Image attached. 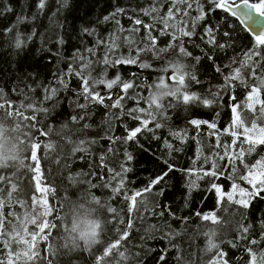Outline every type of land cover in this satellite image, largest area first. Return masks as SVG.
Returning <instances> with one entry per match:
<instances>
[{
    "label": "trees",
    "instance_id": "obj_1",
    "mask_svg": "<svg viewBox=\"0 0 264 264\" xmlns=\"http://www.w3.org/2000/svg\"><path fill=\"white\" fill-rule=\"evenodd\" d=\"M153 2L156 0H66V2L46 0L45 7L41 9L38 7L39 0H0V89L4 90L6 98L14 100L17 104L27 96L29 99L34 98L51 113L50 115L41 113L38 120L41 121L39 127H51L52 132L47 136L36 134L35 139L42 145L38 150L42 183L45 186L50 184L56 189L54 196L47 197L49 205L55 209L47 219L58 224V227L51 229L49 240L40 241L38 247L42 255L48 256L51 264H95V256L101 254L97 251L100 246L94 245L88 249L82 242L78 247L72 246L69 233L65 231V228H68V209L71 203L85 197L91 200L95 195L106 206L115 208L125 223L129 218L133 219V228L121 249L127 257L124 264H209L210 258L216 252V249L209 250L210 238L218 245L220 251L227 254L229 264H252L253 253L256 256V264H262L264 191L252 196L247 208L234 202L238 199H249V194L255 192V188L241 177L248 176L249 169L254 168L258 161L264 162V145L258 144L253 151L248 152L246 151L249 148L248 143L241 144L244 139L242 135L244 127H250V121L254 116H260V105H256V113L244 107L249 89L239 81L235 82L232 89L223 88L224 76L230 68H222V72H217L212 61L205 55L206 52L210 53L217 65L230 64L231 68H235L239 64H232L230 58L239 61L241 51L251 48L254 39L236 19L226 11L217 9L205 20L197 23V35L173 41L172 29L167 30L169 35H162L164 25L159 22L160 16L166 14L168 0H165L164 7L159 8L155 20L151 15L143 14V9L149 8ZM5 7H11L12 11H2ZM117 7L124 9L123 13L115 17V20H119V25L115 20L104 22L103 18ZM196 15V12H192L187 19L191 21ZM137 18L144 24L153 26L151 35L157 37V47L166 49L159 56L151 51L140 54L139 60L151 67L117 64L113 68L105 66L102 62V57L107 52L106 47L94 48L95 55L85 51L86 46L94 47V41L98 36L110 39V34L116 33L120 41L127 38L136 43L131 46L124 43L110 54V59L117 60L129 55L135 57L136 48L144 47L149 38L148 30L134 23ZM205 25L219 26L221 33L231 32L234 47L218 51L210 48L200 39ZM85 27L95 28L96 35L84 34L82 29ZM5 28H11L12 31H5ZM121 28L123 31L119 30ZM135 29L139 31L134 32ZM16 34H20L22 39L26 37L31 39H26L23 46L17 49ZM60 38L65 41L63 44L58 43ZM181 42L186 50L192 53L191 56L186 57L179 53ZM77 49L86 60L94 62L90 79L111 80L117 75L120 77V81L111 90L106 84L93 85L95 91L101 95L112 96V100L105 99L104 105L92 104L82 95H78L82 92L81 81L79 77L68 73L69 66L74 72L81 69L82 62L77 58ZM197 56L201 57L199 63L194 59ZM174 63L183 64L186 69L198 76L201 82L192 85L190 90L205 99L213 100V103L208 106L202 103L184 105L177 103L174 97H166L165 103L171 101L174 105L166 109V120L159 116L157 121L149 119L147 129L151 131L145 129L138 134L136 141L116 145L119 148L114 156L116 167L119 168L125 163L130 169L126 173L121 193L113 192L110 187H101L111 175L106 168L101 169L98 158L101 150H106L109 146L106 137L108 135L123 137L127 134L126 126L128 128L138 126V121L126 115L128 109L153 110L148 98L154 93L159 80L163 78L170 87L175 84L168 80V74L173 73ZM257 71H260L259 67ZM58 77H63L68 87L60 88L58 94L51 100H44L43 97L46 95L44 88L58 86ZM121 81L132 82L134 85L128 90L122 102L123 111L120 108L108 107L118 96L125 95L121 90ZM248 83L251 85L254 81L249 78ZM11 89L17 91L10 92ZM260 99L264 100V93ZM86 103L88 107L85 109L77 106ZM234 103L240 105L238 114L244 121V127L233 125L239 139L232 145L234 137L225 129L229 128L234 119L231 111ZM137 114L146 116V113ZM73 115L87 117L80 123L90 125L88 138L95 137L97 132L104 138L99 139L97 144L88 146L89 151L70 153L65 160L64 155L69 145L63 138L64 134L71 128L78 127L71 121ZM194 118L214 122L218 135H213V131L216 130L208 128L206 124H201L199 128L192 125L190 121ZM260 120L264 121V116H260ZM156 122H160L162 126L155 128ZM64 125L68 127L65 128ZM72 139L76 140L79 137ZM49 142L54 145L53 149L43 147ZM218 145H232L228 149L229 155L241 148L245 149L243 162L235 160L234 165L230 166L228 156L223 160L219 159V155H224L225 149ZM62 148L64 151H61ZM125 152L132 155V160H126ZM28 156V152H23L19 159H23L25 165L32 164L33 161L28 159ZM169 164L176 170L169 172L150 193H145L143 198H137L139 217H146V220H140L136 210L128 212L129 201L125 200V195L131 196L137 190L143 189L150 180L168 171ZM189 169L192 170L190 174L186 171ZM209 170L216 171L218 178L204 175V172ZM0 172L13 178L18 177L20 186L26 191L34 190L26 187L29 183L28 177L34 174L26 167H20L18 162L15 170L5 169ZM68 176L74 177L75 182L69 181ZM31 183L34 185L35 181ZM93 183L97 185L96 188L91 187ZM233 184L237 185L236 189H233ZM213 185L218 186L220 192H217ZM4 188L6 199L10 187L5 185ZM241 189L244 190L243 193ZM229 194L232 195V200H228ZM18 198L26 199L28 204L31 203L30 197L26 198L23 195L18 197L17 193L13 192L11 201L0 208V212L13 224L17 223V218L23 219L26 211L25 207L16 202ZM141 199L144 200V204L140 203ZM145 204L148 205L147 208ZM166 209H170L177 217H186L187 220L173 219ZM160 211H164L163 217L153 214ZM9 213L14 215L9 216ZM197 213H214L222 223L204 221ZM57 214L61 219L56 218ZM101 215L103 219L105 216L109 218L112 216L107 212H101ZM165 222L171 225V229L165 227ZM240 224L250 225L249 233L242 234ZM35 228L36 225L28 223L26 231L30 233ZM111 228L112 225L109 224L107 226L109 236ZM210 230L215 231V236L210 237ZM165 234H169L170 239L162 238ZM253 239L257 241L256 244L250 243ZM66 243L68 247H63ZM161 255H164L162 261ZM48 260L45 264H48Z\"/></svg>",
    "mask_w": 264,
    "mask_h": 264
},
{
    "label": "snow or ice",
    "instance_id": "obj_2",
    "mask_svg": "<svg viewBox=\"0 0 264 264\" xmlns=\"http://www.w3.org/2000/svg\"><path fill=\"white\" fill-rule=\"evenodd\" d=\"M66 2V0H65ZM46 0H39L38 7L43 9L45 7ZM165 6V0H156L150 4V7L143 9L144 15H151L153 19H156V15L159 14V8ZM233 0H168L167 11L165 15H161L159 22L164 25V30L162 35H169L167 31L169 28L172 29L171 37L172 40H178L181 37H193L197 35L196 27L199 21L205 20L212 12L217 9L223 11H232L233 9ZM236 11H232V15L239 16L243 21L250 22L248 27L256 33L254 36V45L251 48L244 49L241 51V59L237 61L235 58H230L232 64H239L238 67L231 68L230 64L223 66L217 65L214 57L210 53H205L207 58L212 61V64L217 72H222V68H230V71L224 76L223 88L232 89L236 81H239L240 84H243L246 88L249 89L248 95L245 98V105L249 111L256 113V105L259 104V114L264 116V100L260 99L262 93H264V23L254 15L258 13L259 17H264V0H259L257 3H249V0H242L241 4H235ZM2 11L11 12V7H5ZM124 12L123 8L117 7L112 13L106 15L103 19L104 22H109L115 20V17ZM192 12H196L197 15L189 21L187 18L191 16ZM179 18V19H178ZM20 19V18H18ZM116 24L119 25V20H115ZM171 22V23H170ZM136 25H142L149 32L148 43L144 47L136 48L135 57L123 56L117 60H111L110 54L113 53L116 49L123 46L124 43H127L129 46L136 43L132 39H125L120 41V38L116 33L110 34V39H105L103 36H98L94 41V47H85V51L95 55L94 48H99L104 46L107 48V52L102 57V62L105 66H110L115 68L117 64H138L140 68L151 67V65L140 61L139 56L142 52L151 51L157 56L161 52H164L165 48L157 47V37L152 36L151 32L153 29L152 25L144 24L143 21L139 18L134 20ZM123 31V29H119ZM5 31L11 32V28H5ZM83 33L87 36L96 35L95 28H83ZM139 31V29L133 30ZM35 33H33L34 35ZM26 39H31V37L21 38L20 34L15 36V47L17 49L21 48ZM200 39L203 40L210 48L213 50H227L234 47V41L229 31L220 32L219 26L205 25L203 34L200 36ZM65 41L63 38H60L58 43L63 44ZM171 47V45H169ZM77 58L82 62L81 69L79 71H73L71 66H69L68 73L73 74L79 77L81 81L80 87L82 92L78 95H82L86 101L91 102L92 104L104 105L105 99L112 100V96L108 95L107 97L101 95L99 92L95 91L94 84H106V87L111 90L113 86L120 81L119 75L115 79L111 80H96L91 78V71L94 70V62L92 60H86V58L80 55V50L77 49ZM179 53L183 56H191L192 53L187 51L181 42L179 46ZM195 61L199 63L201 60L200 56L194 57ZM260 68V71H257V68ZM173 74L172 79H174L175 84L173 86H168L165 83V80L161 78L159 83L155 86L154 93L148 98L150 106L153 107L152 111H148L143 108H131L128 109L126 115L132 120L138 121V126L128 128L125 127L126 135L123 137L120 136H111L108 135L106 138L109 141V146L106 150L102 149L99 155L100 167L101 169H107L111 174L104 185L101 187H110L113 192L119 194L124 188L126 173L130 170L126 167L125 163H122L119 168L116 167L114 163V156L119 151V148L116 147L118 143L127 144L129 141H136L138 134L147 129L149 124V119L152 121H157V116L161 119H167L166 109L173 107V103L168 101L165 103L166 97H174L177 103H182L184 105H198L203 104L205 106L211 105L213 100L205 99L202 96L198 95L196 92L191 91V86L194 84H199L201 81L194 72H190L185 66L181 63H174L172 65ZM247 69V71H244ZM87 71V75L85 72ZM251 78L254 83L249 84L248 79ZM58 86H46L44 88V100H51L59 92L60 88H67V81L63 77H58ZM122 88L121 90L125 95L118 96L113 102L108 105L111 108H120L123 111V100L128 94V90L134 87L132 82H123L121 81ZM10 92L17 91L16 89L9 90ZM219 93H217L218 95ZM234 100L235 98L232 97ZM42 103V102H41ZM81 109L88 107V104H78ZM240 105L233 104L231 111L234 114V119L232 124L229 125V128L225 129L226 132L234 137L232 145L236 144L237 139H239V134L233 127L236 125L238 127H244V121L241 120L240 115L238 114V108ZM30 113V114H26ZM43 113L44 115H50L48 108L42 107L40 103L33 99H29L25 96V99L19 104L15 103L14 100L8 99L5 96L4 90L0 89V141L11 138L14 141L15 152L5 154L0 150V170L13 169L17 167V162L20 167H26L29 172L33 173L28 177L29 183L27 184L28 189H34L31 191H26L24 187L20 186L19 178H13L7 174L0 172V208L5 204L11 201L13 197V192H16L18 197L23 195L24 197H30L31 203L28 204L26 199H17V203L25 207L26 211L24 218H17V223L13 224L10 220L7 219L0 212V264H45V261L48 260V256L42 255L41 250L38 247L40 241H48L51 235V229L57 228L58 224L52 223L47 219V217L55 211V209L49 205L47 197L49 195H55L56 189L50 184L45 186L42 183V173L40 171V156H38V150L41 149L42 145L39 140L35 139L36 134L40 136H47L52 132L51 127H39L41 121L38 120V116ZM137 113L144 114L138 115ZM260 116H254L250 121V127H244L243 137L241 144L248 143L249 148L246 150L251 152L255 149L256 145H264V121L260 120ZM119 118V117H117ZM87 117L84 115H73L71 116V121L74 125L78 127L71 128L68 132L64 134V139L66 140L69 147L65 152L64 159L66 160L68 154H74L76 152H87L89 151L90 145L97 144L99 139H103L100 132L96 133L95 137L88 138V129L90 125L88 123L81 124V121L86 120ZM190 123L197 128L201 124H206L208 128L216 130V124L214 122H209L206 120L192 119ZM162 124L160 122L155 123V128H160ZM65 128L68 125H64ZM35 129V132H33ZM151 131V129H147ZM103 131V130H101ZM213 135H218V130L213 131ZM73 137H79V139H72ZM255 137V138H253ZM232 145H218V147H224V155H219V159L223 160L225 156H228L229 165H234L235 160H240L243 162V156L245 149L241 148L238 152H233L232 155H229L228 149ZM45 149H53L54 145L49 142L44 144ZM61 151H64L62 148ZM28 152L29 156L27 157L32 164L25 165L23 159H19L21 153ZM111 154V155H109ZM126 160H132V155L125 152ZM82 158V157H81ZM59 163V161H57ZM66 166V165H65ZM215 168V165H213ZM175 167L171 164L168 165V171L164 172L162 175L156 177L149 181L143 189L137 190L131 196L125 195V200L129 201L128 212L134 210L137 211L138 218L140 220H146V217H139V209H137V198H143L145 193H150L152 188L159 184L169 172L175 171ZM189 174L192 170H186ZM91 174V173H89ZM204 175H211L218 178V173L213 170L204 172ZM69 181L75 182L74 177L68 176ZM241 179L247 180L249 184L255 188V192L249 194V199H238L234 201L247 208L252 196L257 195L259 192L264 191V162L258 161L254 168L249 169V175L241 177ZM35 181L33 185L31 181ZM258 181V184H257ZM194 184V182H193ZM7 185L10 187V190L7 191V198H4L5 188ZM92 188H96V184H91ZM216 188L217 192H220L218 186L213 185ZM233 189L237 188L236 184L232 185ZM243 189L241 192L243 193ZM39 193V195H37ZM233 197L231 194L228 195V200H232ZM94 204L98 211L111 213L112 216L104 217V222L106 230L101 232L99 239L89 238V243L85 245L86 248L91 249L92 245H99L97 248L98 252H101L100 255L95 256V264H113L115 261L116 264H124V260L127 259L125 252L121 249L123 248L124 242L128 239L130 231L133 228V219L129 218L125 223V220L119 216L117 210L111 206H106L97 196L93 195L91 200H88L87 197L84 199L74 201L71 203V209L76 210L77 205L83 206L85 204ZM141 204H144V200L141 199ZM145 208L148 207L147 204L144 205ZM169 215L173 219L186 221L187 218L177 217L174 212L170 209H166ZM154 215L163 217L164 211L159 213L153 212ZM9 216L14 215L9 213ZM204 221H211L214 224H221L222 221L214 213L213 214H200ZM58 220L61 219L57 214L56 217ZM39 221V222H38ZM31 223L36 225V228L30 233L26 231L27 224ZM239 223V222H238ZM111 224L112 228L111 236H109L107 226ZM154 227V226H151ZM165 227L171 229V225L165 222ZM240 231L242 234L249 233L250 225L240 224ZM47 230V231H46ZM70 235V229L65 228ZM93 233V237H94ZM210 237L215 236V231L210 230ZM164 239H170L169 234L162 236ZM21 242H23V247H21ZM209 250L216 249V252L212 258H210L209 264H229V260L226 259V253L220 251L218 245H216L212 239H209ZM251 244H256V240H250ZM72 246H75L74 242L71 243ZM63 247H68L66 243ZM50 249V246H49ZM251 251V250H249ZM160 260H164V255L160 256ZM252 264H256V256L253 253L251 255ZM262 264H264V256L261 258ZM48 264H51V261L48 260Z\"/></svg>",
    "mask_w": 264,
    "mask_h": 264
},
{
    "label": "clouds",
    "instance_id": "obj_3",
    "mask_svg": "<svg viewBox=\"0 0 264 264\" xmlns=\"http://www.w3.org/2000/svg\"><path fill=\"white\" fill-rule=\"evenodd\" d=\"M0 150L5 154L14 153V141L11 138L0 141ZM68 229H70V242L79 246L89 243V238L99 239L101 232L106 230L104 219L94 204L77 205L73 211L68 209ZM93 233L95 234L93 237ZM94 246V245H92Z\"/></svg>",
    "mask_w": 264,
    "mask_h": 264
},
{
    "label": "water",
    "instance_id": "obj_4",
    "mask_svg": "<svg viewBox=\"0 0 264 264\" xmlns=\"http://www.w3.org/2000/svg\"><path fill=\"white\" fill-rule=\"evenodd\" d=\"M249 3H254V2H250L249 1ZM235 4H241L242 5V0H233V9H232V11H236V9H235ZM232 11H227V13L229 14V15H231L234 19H236V21L239 23V25L254 39V36L256 35V33L255 32H253L249 27H248V25H249V23L250 22H247V21H243L239 16H234V15H232ZM254 15H256L259 19H260V21L262 22V23H264V17H259V14L258 13H254ZM172 74L173 73H170V74H168V80L170 81V82H173V83H175V81H174V79H172L171 77H172Z\"/></svg>",
    "mask_w": 264,
    "mask_h": 264
},
{
    "label": "rangeland",
    "instance_id": "obj_5",
    "mask_svg": "<svg viewBox=\"0 0 264 264\" xmlns=\"http://www.w3.org/2000/svg\"><path fill=\"white\" fill-rule=\"evenodd\" d=\"M243 195V194H242ZM241 196V195H240Z\"/></svg>",
    "mask_w": 264,
    "mask_h": 264
}]
</instances>
